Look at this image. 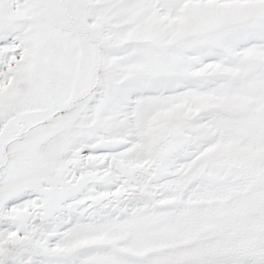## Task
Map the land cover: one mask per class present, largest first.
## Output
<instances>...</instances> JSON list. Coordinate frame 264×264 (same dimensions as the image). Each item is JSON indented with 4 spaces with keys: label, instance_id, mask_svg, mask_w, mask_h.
<instances>
[{
    "label": "snow or ice",
    "instance_id": "snow-or-ice-1",
    "mask_svg": "<svg viewBox=\"0 0 264 264\" xmlns=\"http://www.w3.org/2000/svg\"><path fill=\"white\" fill-rule=\"evenodd\" d=\"M0 264H264V0H0Z\"/></svg>",
    "mask_w": 264,
    "mask_h": 264
}]
</instances>
